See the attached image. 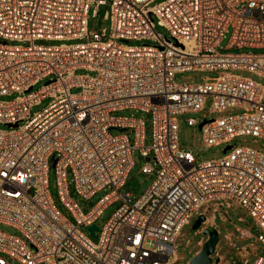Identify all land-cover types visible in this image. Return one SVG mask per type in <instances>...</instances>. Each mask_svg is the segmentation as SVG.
I'll use <instances>...</instances> for the list:
<instances>
[{"label": "built area", "instance_id": "1", "mask_svg": "<svg viewBox=\"0 0 264 264\" xmlns=\"http://www.w3.org/2000/svg\"><path fill=\"white\" fill-rule=\"evenodd\" d=\"M154 1L109 0L110 33L104 40L105 29L88 31L87 20L90 7L95 14L107 0H0V95L18 93L0 100V122L7 126L0 127V223L19 231L0 229V264H174L182 227L202 213L196 229L202 232L214 225V212L221 206L227 212L231 203L255 220L263 253L253 264H264V153L229 144L244 134L264 139L262 86L233 72L264 78V52L221 50L264 48V0ZM154 18L168 36L155 31ZM79 39L84 41L38 42ZM77 69L93 74H76ZM198 70L225 72L199 83L175 81L177 72ZM206 95L216 111H244L185 118L191 125L205 120L204 144L230 145L219 157L196 161L179 144L176 115L200 110ZM47 97L46 106L31 111ZM124 109L149 116L148 144L145 119L115 113ZM133 148L147 158L143 172L154 169L151 157L157 168L130 203L131 192L119 188L133 166ZM50 164L58 198L74 221L50 196ZM69 173L84 198L111 189L84 212L70 195ZM119 199L99 226L106 204ZM93 222L96 236L88 230ZM234 229L241 238L251 235L239 225Z\"/></svg>", "mask_w": 264, "mask_h": 264}, {"label": "rangeland", "instance_id": "2", "mask_svg": "<svg viewBox=\"0 0 264 264\" xmlns=\"http://www.w3.org/2000/svg\"><path fill=\"white\" fill-rule=\"evenodd\" d=\"M164 0H155L152 4L161 2ZM109 0L104 5H100L97 7L95 14L93 13L94 6L92 5L88 12V20H87V30L88 31H97L101 32L102 29H105L104 40L109 37L110 33V22L105 18V13L109 8ZM154 29L158 34H164L168 36L167 30L156 23V18H154ZM231 35V29L229 28L225 33V37L222 39L220 45L224 48ZM84 39L79 40H71V41H38L39 43L44 44H59L61 42L66 43H77L82 42ZM143 41H132V44H139ZM147 43L153 44V41H145ZM224 52H253V53H262L264 52V48H248L243 47L239 49H221ZM225 71L223 70H198V71H183L175 73V81L176 82H186V83H199L204 82L209 78H214L217 75L223 74ZM235 74L249 77L253 80H256L263 89V101H264V78L256 76L254 73L249 72L247 70H235L233 71ZM76 74L80 73H89L92 72L86 71L84 69H77L75 71ZM50 77H46L42 80H39L34 86L33 90L39 89L42 85ZM80 91V88H72V93H77ZM18 93L13 92L8 95H0V100H12L14 99ZM51 98L47 97L43 99L40 103L34 104L31 107V111L41 110L44 106L50 102ZM213 98L209 95L204 97L203 106L198 111H187L181 114H177L176 118L178 120V140L180 146L190 150L196 161H201L208 158L219 157L224 151L223 147L228 143H214V144H204L201 139V130L198 127V123L191 125L188 124L185 120L186 117L192 116L198 121H200L204 116L207 117H218L220 115H224L226 113H236L242 112L244 109L240 107L228 108L223 111H216L212 107ZM116 114H128L135 116H142L146 121V138L145 143L148 144L150 142V129H149V116L141 111L135 109H124L115 111ZM0 127H7L5 124L0 122ZM116 132L117 130H112ZM129 139L132 142L133 137L131 131L129 132ZM229 144H237V145H249L256 149H259L264 153V139L252 136V135H238L236 136ZM131 156L133 159V166L131 167L124 186L119 188V192H124L129 190L132 196L129 198V202L132 203L136 198H138L142 192L146 190V188L150 185L152 180L155 177V169L157 168V164L154 159L151 157L149 163L154 167L152 172H143L141 170V166L143 163L147 161V158L141 155L138 148H133L131 152ZM69 182H70V195L74 201L81 207V209L86 212L89 210L99 197H101L104 193L110 191V187L106 186L100 190H98L94 195L89 198H84L77 194L72 185V181L70 180L71 174H68ZM48 190L50 196L56 203L57 207L61 211V213L66 216L71 221H74V218L71 215V212L65 207V205L59 200L57 193V185H56V172L53 165L50 164L48 170ZM121 199L113 200L106 204L103 212L99 215L96 220L99 226H102L104 222L108 219V217L112 214L115 208L120 204ZM197 215L193 216L191 221L185 224L182 227L180 235L177 239V243L175 246V253L178 259L174 264H190L189 258L192 254H194L201 246L199 240H204L206 235L202 232H197L195 228H192V224ZM214 225L219 230V241L216 246L217 253L213 254V257L221 255V263L220 264H253L255 258L263 253V249L261 244L256 240L255 234L257 232V227L255 224V220L249 215V213L242 208L239 204L231 203V205L227 208V212H224V208L221 206L218 210L214 212ZM239 225L243 228H246L251 233L250 236L241 238L239 233L235 231L234 226ZM0 229H3L7 232H12L15 234H19V231L10 225L0 223ZM227 232H233L230 235L232 236L230 239L225 237ZM202 240V241H203ZM234 259V262L232 260ZM14 264H22L18 261H13Z\"/></svg>", "mask_w": 264, "mask_h": 264}, {"label": "water", "instance_id": "3", "mask_svg": "<svg viewBox=\"0 0 264 264\" xmlns=\"http://www.w3.org/2000/svg\"><path fill=\"white\" fill-rule=\"evenodd\" d=\"M204 121L205 120L198 123L199 128L201 127ZM229 146V144L225 145L223 147V151H225ZM204 219V214H198L193 221L192 228L197 229L200 226L201 221H203ZM95 229H98V225L96 223L93 222L88 225L89 233L92 236H96V233L94 232ZM202 233L206 235V238L202 242L200 248L189 258L190 264H218L219 257L212 256L215 252L217 243L220 238L218 229L215 226H211L210 228L204 227L202 229Z\"/></svg>", "mask_w": 264, "mask_h": 264}]
</instances>
